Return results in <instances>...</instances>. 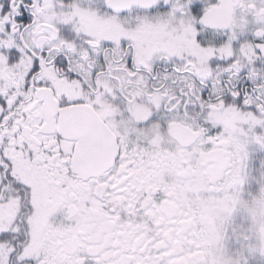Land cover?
Wrapping results in <instances>:
<instances>
[{"label":"snow or ice","instance_id":"obj_1","mask_svg":"<svg viewBox=\"0 0 264 264\" xmlns=\"http://www.w3.org/2000/svg\"><path fill=\"white\" fill-rule=\"evenodd\" d=\"M0 264H264V0H0Z\"/></svg>","mask_w":264,"mask_h":264}]
</instances>
